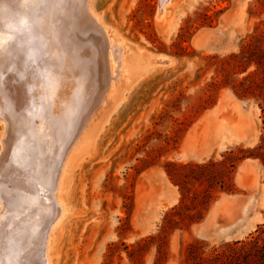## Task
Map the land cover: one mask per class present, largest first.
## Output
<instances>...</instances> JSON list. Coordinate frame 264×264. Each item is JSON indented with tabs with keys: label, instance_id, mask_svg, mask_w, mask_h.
I'll return each instance as SVG.
<instances>
[{
	"label": "rangeland",
	"instance_id": "374dc122",
	"mask_svg": "<svg viewBox=\"0 0 264 264\" xmlns=\"http://www.w3.org/2000/svg\"><path fill=\"white\" fill-rule=\"evenodd\" d=\"M159 3L90 0L86 6L89 14L94 13L90 16L86 11L92 23L99 28L103 25L112 42L122 46L121 59H115L118 69L112 72L111 85L95 90L99 99L83 113L85 126L68 153L61 190L65 210L52 224L50 264H189L186 251L194 241L209 253L235 240L264 236V162L250 155L264 137L262 110L255 99L237 97L231 86H211L225 56L239 51L249 40L264 44V3L170 0L157 17ZM21 10L13 11L30 15L31 30L15 34H30L26 38H33L31 41L43 35L44 30L41 35L35 33V26L42 27L37 15ZM49 16L48 34L53 33L55 18ZM97 17L99 25L94 21ZM68 42L57 45L66 48ZM49 48L45 54L51 57L53 49ZM14 68L16 72L7 68L4 72L8 77L16 73L18 80L29 71L23 66ZM45 68L49 71L47 84L53 89L64 75L54 71L58 69L54 65ZM87 68L88 64L81 67V73L76 69L81 82L88 79L82 74ZM66 69V79L70 77L69 84L81 88L76 91L81 95L86 82H82L84 87L79 80L75 82ZM24 79L30 95L25 106L36 109L46 104V84L31 71ZM71 88L60 94L62 108L68 107L66 94ZM51 107L50 114L56 116V107ZM33 111L31 115L37 118ZM2 130L0 123V138ZM239 147L245 157L236 168V190L221 193L200 222L171 232L165 254L157 259L159 244L150 236L161 232L166 213L180 200L165 163L222 159L232 150L242 154ZM23 151L27 167H32L37 161L31 147ZM14 158L0 160V165L14 162ZM1 208L2 226L7 216ZM8 238L0 230V245ZM138 242L143 249L131 254ZM16 258L17 264H27L23 257Z\"/></svg>",
	"mask_w": 264,
	"mask_h": 264
},
{
	"label": "bare ground",
	"instance_id": "6f19581e",
	"mask_svg": "<svg viewBox=\"0 0 264 264\" xmlns=\"http://www.w3.org/2000/svg\"><path fill=\"white\" fill-rule=\"evenodd\" d=\"M64 2L60 0H26L22 8L18 3L9 6L10 11H18L19 8L23 12V9L30 10L37 15V18L41 20L42 27L37 29L33 22V26L36 28L35 33L41 35L43 30L44 32L40 37H34L33 41H31L33 38H26L30 34L9 33L4 36V40L10 42L0 48V123L3 128L0 138L3 143V150L0 149V160L8 159L9 161V158H14V155H17L14 162L0 165V208L3 207L2 213L4 209L6 210L5 216H7L5 224L0 225V230L3 233L7 232L9 237L7 240H3L6 243L1 241L3 242L1 245H3H0L2 248L0 264H17V255L23 257L22 259L27 264H50L49 247L55 228L53 222L65 210L61 190L67 174L68 153L72 149L75 136L85 126L83 122L86 120H83V113H86V108L89 105L99 99V93L97 94L95 90L111 85V80L114 78H112V72L115 73L118 69L115 59H121L122 46L113 43L106 35L103 25H100L101 28L97 27L87 16L89 11L86 10V6L90 0H65ZM169 2L170 0H160L157 17L165 12V7ZM63 3V7L60 8ZM65 5L67 7H64ZM2 14L0 12V15ZM92 14L89 15L93 16ZM49 15L52 18L55 16L54 24L51 25L54 30L50 34L47 33L48 21L51 18ZM97 18H94V21L99 25L100 21ZM31 21L29 20L30 23ZM71 32L72 35L70 34L69 38ZM49 38L51 41L48 40ZM67 40L70 41L68 47L60 48L57 45L59 42L61 44ZM48 45L53 49L51 57L45 54L47 53L45 48ZM83 49L87 51V54ZM85 56L89 58L85 59ZM67 58L71 59L73 63L66 60ZM48 64L49 67L50 65L56 66L58 69L54 71L59 75H64V78L58 81L55 87L52 84L53 89L50 87L51 85L47 84L49 71H46L48 67H45ZM85 64H88V68L82 74L84 76L86 74L88 78L85 81L87 86L84 85L86 89L82 85L83 80L82 82L79 80L81 77L76 70L80 68L81 73V67H85ZM21 66L29 68L28 70L33 72V77L42 80L47 86L43 95L47 101L40 108H32V105L25 106L30 95L24 77H27L29 71L24 72L21 80H18L16 73L9 74L10 70L16 72L14 67ZM5 68L10 69L7 72L11 75L10 78L5 74ZM64 68L69 69L73 80L77 79L81 82H78L84 87L81 95L76 93L78 85L74 87L71 86L72 83L69 84L70 77L66 79L68 72ZM69 88L72 91L69 90L66 94L65 105L68 107L65 109L61 107V95L64 90ZM92 89L95 93H90ZM51 106L56 107V116L55 112L53 115L50 114L48 109L53 108ZM27 111L28 113H26ZM32 111L36 115L38 114L40 119L38 116L37 118L33 117ZM27 147H31L32 153L35 155L34 159L37 161L33 163L32 167L26 165V155H24L23 149ZM54 154L55 156H53ZM50 160L51 162L48 163Z\"/></svg>",
	"mask_w": 264,
	"mask_h": 264
},
{
	"label": "trees",
	"instance_id": "16d2710c",
	"mask_svg": "<svg viewBox=\"0 0 264 264\" xmlns=\"http://www.w3.org/2000/svg\"><path fill=\"white\" fill-rule=\"evenodd\" d=\"M264 3V0H260ZM181 40L184 35L181 34ZM217 74L211 86H231L239 98H253L262 110L264 123V44L249 40L239 51L225 56L218 64ZM264 162V137L254 148ZM242 154L233 150L222 159H209L205 162L176 163L168 161L164 165L170 181L178 187L179 202L165 215L161 232L150 236L158 241L161 260L167 249V238L176 229H183L204 219L213 202L223 192L232 193L236 190L234 176L245 151ZM264 226V223H263ZM264 233V227L262 232ZM146 239L143 240L145 242ZM131 252H141L142 243ZM189 264H264V236H251L245 240H235L220 247L213 248L209 253L202 250L201 243H190L186 251Z\"/></svg>",
	"mask_w": 264,
	"mask_h": 264
},
{
	"label": "clouds",
	"instance_id": "9594fccd",
	"mask_svg": "<svg viewBox=\"0 0 264 264\" xmlns=\"http://www.w3.org/2000/svg\"><path fill=\"white\" fill-rule=\"evenodd\" d=\"M18 3L19 7H23L26 0H0V48L4 46L5 43L10 41H5L4 36L9 33H16L19 31H29L30 23L26 15L21 12L10 11V4Z\"/></svg>",
	"mask_w": 264,
	"mask_h": 264
},
{
	"label": "water",
	"instance_id": "95a60500",
	"mask_svg": "<svg viewBox=\"0 0 264 264\" xmlns=\"http://www.w3.org/2000/svg\"><path fill=\"white\" fill-rule=\"evenodd\" d=\"M159 2H160V0H159Z\"/></svg>",
	"mask_w": 264,
	"mask_h": 264
}]
</instances>
